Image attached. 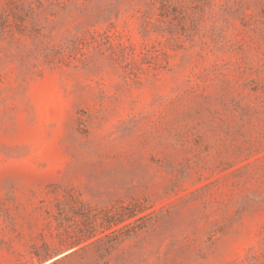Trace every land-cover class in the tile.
<instances>
[{
	"label": "rangeland",
	"instance_id": "1",
	"mask_svg": "<svg viewBox=\"0 0 264 264\" xmlns=\"http://www.w3.org/2000/svg\"><path fill=\"white\" fill-rule=\"evenodd\" d=\"M0 264H264V0H0Z\"/></svg>",
	"mask_w": 264,
	"mask_h": 264
}]
</instances>
